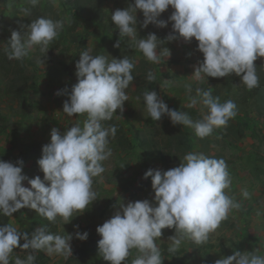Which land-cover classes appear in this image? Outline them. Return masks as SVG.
Returning <instances> with one entry per match:
<instances>
[{
	"label": "clouds",
	"instance_id": "clouds-1",
	"mask_svg": "<svg viewBox=\"0 0 264 264\" xmlns=\"http://www.w3.org/2000/svg\"><path fill=\"white\" fill-rule=\"evenodd\" d=\"M36 6L40 0H27ZM56 6L58 0H50ZM173 9L168 20L161 19L169 7ZM30 15V9L22 10ZM143 13V28L150 24L166 28L172 23L168 41L182 39L198 42L197 51L203 59L194 66L192 80L203 82L205 78H224L235 74L248 89L259 87L256 61L264 58V0H134L128 7L112 12L111 20L119 31L120 39L113 44L121 47V38L127 37L150 62L159 63L162 57H170L168 48L158 52L159 40L155 33L138 37L137 13ZM64 28L62 20L38 17L30 24L21 25L7 40L8 59L23 60L30 51L39 46L48 52L49 46ZM91 49L82 51L75 64L77 82L71 91L57 90V96L66 95L63 113L68 117L86 116L83 126L76 123L63 133L52 128L50 143L42 147L37 164L43 172L29 178L23 173L24 161L6 162L0 159V215L13 217L23 208H30L49 222L62 218L71 222L74 214H84L97 200L93 190V178L100 176L105 168L103 161L112 155L108 147L109 137H115V125L105 127L119 109L124 111L128 101L126 89L134 80L135 67L128 56L113 57L91 55ZM149 83L155 75L149 71ZM172 81H165L171 85ZM164 85H161L163 88ZM189 107L201 104L207 109L202 119L193 121L187 112L169 108L155 90L143 94L148 116L160 121L165 115L175 125L191 127L198 138L210 136L215 129L226 127L237 115L232 100L221 103L211 90L197 87L192 95L191 84L185 85ZM179 166L168 170L148 169L143 178H151L156 206L149 199L119 203L111 218L97 226L101 237L97 241L98 255L110 264H125L130 250L140 255L131 264H163L161 251L156 244L163 229H174L175 234L168 251L175 253L187 237L196 244H203L215 232L221 222L228 218L236 203L225 193L231 185V177L224 159L208 157L203 153L189 152L180 159ZM30 187L24 186V182ZM247 198L249 193L243 190ZM78 216V215H76ZM79 229V225L74 226ZM88 232L76 231L81 241L88 239ZM73 235L53 234L45 227H37L31 233L21 232L12 224H0V264H9L14 249L30 250L25 259L17 257L15 264H34L35 252L63 256L73 254ZM23 241V243H21ZM259 250H235L232 255L221 257L215 264H264Z\"/></svg>",
	"mask_w": 264,
	"mask_h": 264
},
{
	"label": "rangeland",
	"instance_id": "rangeland-1",
	"mask_svg": "<svg viewBox=\"0 0 264 264\" xmlns=\"http://www.w3.org/2000/svg\"><path fill=\"white\" fill-rule=\"evenodd\" d=\"M130 0H104L103 19L111 21L112 12L128 7ZM134 3V0H131ZM30 9L25 15L23 9ZM171 6L162 14L161 19L168 20L172 14ZM38 17L62 20L64 28L49 46L48 52H41L34 47L22 61L8 59L7 40L12 31L21 30V25L30 24ZM87 12L72 8L60 0L56 6L50 0H40L36 6L27 0H0V159L15 162L23 159V173L35 178L40 173L37 161L42 156V147L50 143L52 128L61 133L76 123L83 126L86 116L68 117L63 113V103L68 96H57V90L71 91L77 82L75 64L79 54L91 49V55H104L109 60L113 57L128 56L134 63V80L126 94L124 111L117 110L112 120L104 126L115 125V137H109L108 147L112 155L103 161L105 171L93 178V190L97 200L89 205L84 214H74L71 222L65 224L57 217L58 234L73 235L71 246L73 254L67 259L58 255H47L41 264H110L98 255L97 241L101 238L96 229L112 217L119 203L149 199L156 206L151 178L145 180L148 169L168 170L179 166L180 159L189 152L203 153L208 157L224 159L231 177V185L225 189L238 209L230 210L228 218L221 222L218 229L209 235L207 242L196 244L185 237L175 253L168 251L171 241L157 238L155 241L161 251L163 264H195L193 257H201L212 264L235 250L253 251L264 255V117L260 116L253 99H242L235 90L215 87L210 79L197 82L190 77L194 66L202 60L192 40L185 43L182 39L168 41L172 32L169 22L167 32L157 51L168 48L170 57H162L159 63L148 61L127 37L121 38V47L113 44L120 39L115 28L106 32L87 19ZM138 37L141 31L153 32L158 27L150 24L142 27L143 13H137ZM96 29L97 32H93ZM118 37V38H117ZM131 47L127 46V44ZM151 71L156 79L149 83L147 74ZM165 81H172L165 85ZM191 84L192 95L197 87L211 90L213 97H219L221 103L232 100L236 104L237 115L230 119L226 127L218 128L206 138H198L191 127L173 125L168 116L160 121H153L147 114L143 94L155 90L168 104L169 108L187 112L193 121L202 119L207 109L197 104L189 107L190 99L185 85ZM161 85H164L161 88ZM240 131L244 135L240 136ZM24 186L30 187L27 181ZM243 190L249 193L245 198ZM28 208H23L13 217H8L7 224H12L19 231L28 229ZM78 215V216H76ZM79 225V229L74 226ZM40 225H36V228ZM88 232V239L81 241L75 237L76 231ZM32 231H30L31 233ZM28 251L14 249L9 264L15 259H25ZM40 252H35L38 255ZM140 255L137 249L130 250L125 264Z\"/></svg>",
	"mask_w": 264,
	"mask_h": 264
},
{
	"label": "trees",
	"instance_id": "trees-1",
	"mask_svg": "<svg viewBox=\"0 0 264 264\" xmlns=\"http://www.w3.org/2000/svg\"><path fill=\"white\" fill-rule=\"evenodd\" d=\"M64 4H70L72 8L80 10V11H86L87 17L86 19L94 23L97 27H100L106 32H111L113 30V24L111 21L103 19L104 17V10L102 8V3L104 0H60ZM94 33L97 32L96 29L93 31ZM167 32L166 28H157L153 32L149 31H141V35L146 37L149 33H155L159 40L163 39V35ZM118 38V37H117ZM194 44L197 48L198 42L193 38ZM127 46L131 47L130 45ZM199 52V51H198ZM199 55L203 59V54L199 52ZM256 63V72L259 77V87L248 89L244 84L241 83V78L239 76H236L235 74L230 75L228 77L224 78H212L209 77L212 84L217 88H226L228 90H235L239 96H242L243 100H249L253 99L255 103V109L257 113L264 117V58H258ZM132 74L134 75V70L132 71ZM200 120V119H199ZM3 131V129H0V132ZM243 131H240V136H243ZM39 167V166H38ZM40 169V168H39ZM39 176L41 179H43V172L40 171ZM8 217L0 215V224H7ZM27 222H28V229L23 232H29L34 231L36 228V225H40V227H45L46 230L53 234H58V227L57 222H49L45 217L38 215L35 210H32L28 208L27 211ZM163 235L161 238L170 237L175 234L174 229H163L162 230ZM23 243V241H21ZM19 249V248H17ZM16 250V249H15ZM40 253L38 255H35V261L34 264H41L40 260L44 257V253L42 251H39ZM193 262L195 264H212L210 261L205 260L201 257H193Z\"/></svg>",
	"mask_w": 264,
	"mask_h": 264
}]
</instances>
